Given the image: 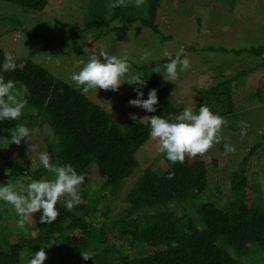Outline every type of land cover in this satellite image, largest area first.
Here are the masks:
<instances>
[{"label":"trees","instance_id":"trees-1","mask_svg":"<svg viewBox=\"0 0 264 264\" xmlns=\"http://www.w3.org/2000/svg\"><path fill=\"white\" fill-rule=\"evenodd\" d=\"M2 1L33 12L44 11L48 4V0ZM82 1L86 3L85 26L70 38L89 29L108 28L116 19L139 21L160 34L156 19L163 0H148L144 17L129 14L125 7L109 8L111 0ZM75 51L84 54L83 48L75 46ZM247 52L262 59L255 69L264 66V45ZM5 54L0 45V65ZM166 61L138 69L144 70V98H148L151 89L157 90L158 104L152 114L171 121L176 109L169 86L162 75L148 73ZM128 62L131 74L137 66ZM16 63V70L0 72L6 80L16 82L25 104L18 120L0 121V163L4 164L0 168V186L11 180L21 181L26 187L32 179L52 178L42 164L30 172L31 166L26 162L4 154L1 140L11 137L10 132L18 124L29 130L47 131L42 141L51 162L59 166L71 164L85 180L79 190L80 203L71 211L63 202L58 203L59 216L53 223L42 224L41 213L37 212L25 225L27 235L24 231L13 239L9 231L0 232V264H27L41 247L47 252L44 264H246V258L264 251V205L254 203L250 173L253 151L231 175L234 194L226 206L219 200L195 202L210 189L207 165L218 162L216 156L206 154L203 158H186L183 163L167 161L165 168L145 169L124 199L130 205L127 215L113 218L118 193L140 165L137 153L151 139L150 124L131 118L120 125L88 94L54 76L31 56ZM234 80L237 79L224 78L197 92L194 112L208 106L224 119L235 114ZM92 170L99 175L98 188L89 182ZM169 173H174V178L169 179ZM172 204L182 207L183 212H177ZM99 213L103 221L97 219ZM131 214L136 216L127 218ZM110 230L114 233L113 243L109 240ZM173 242L178 246L173 247ZM82 250L92 253V258L84 260Z\"/></svg>","mask_w":264,"mask_h":264},{"label":"rangeland","instance_id":"rangeland-1","mask_svg":"<svg viewBox=\"0 0 264 264\" xmlns=\"http://www.w3.org/2000/svg\"><path fill=\"white\" fill-rule=\"evenodd\" d=\"M147 1L141 7H135L134 2L129 0L125 8L129 14L144 17ZM85 6L82 0H48L44 11L33 12L0 0V45L6 53H12L16 61L31 56L54 76L75 87L71 75L79 71L78 62H86L93 53L99 56L101 50L120 58L127 56L128 61L137 66L129 75L143 77L144 70L138 69L140 66L162 62L169 55L175 58L176 53L184 49L181 58L186 56L189 59L190 68L178 70L176 82L166 81L176 115L188 107L194 111L197 92L224 78L237 79L233 81L235 114L225 118L227 123L221 130L220 143L207 153L216 156L218 161L216 165H207L208 188L211 190L198 196L195 202L219 200L223 206L228 205L234 194L230 187L231 175L245 156L253 151L250 159L253 200L257 205H264V66L255 69L262 59L247 52L252 47L264 45V0H163L156 19L160 34H155L139 21L129 23L116 19L108 28L89 29L70 38L85 26ZM75 46L83 48L84 54L77 53ZM239 50L246 52L239 54ZM145 52L150 56L141 60ZM168 62L156 66L163 71V65ZM152 71L153 68L148 73L162 75ZM238 74L243 75L236 78ZM136 88V85L125 82L118 91L100 89L90 91L88 95L104 107L117 123L124 125L133 114L138 120L154 116L152 112L129 104L130 100L139 98ZM243 125L247 126V135L242 138L240 132ZM46 134L47 131L34 128L30 130V140L24 138L17 145L10 143L11 137H7L1 140V147L5 155L24 161L29 166L33 160L36 168L41 165L39 153L45 152L42 139ZM225 143L234 146L235 152L225 155ZM137 157L140 165L118 193L119 197L113 205V218L127 215L130 205L124 199L138 175L148 167L165 168L169 161L157 152L152 139L138 151ZM3 166L1 162L0 168ZM91 174L89 182L98 188L99 175L96 170H92ZM13 185L19 191L24 184L19 181ZM171 207L179 213L183 212L178 205L172 204ZM135 216L131 214L127 218ZM17 217L10 205L0 201V232L9 231L14 235L13 239L21 237L24 230L17 226ZM97 219L103 221L104 217L99 213ZM113 234L110 230L109 240L112 243L115 240ZM118 245L121 246V242ZM245 261L246 264H264V251L253 253Z\"/></svg>","mask_w":264,"mask_h":264},{"label":"clouds","instance_id":"clouds-1","mask_svg":"<svg viewBox=\"0 0 264 264\" xmlns=\"http://www.w3.org/2000/svg\"><path fill=\"white\" fill-rule=\"evenodd\" d=\"M135 7H141L145 0H132ZM129 0H111L108 7H127ZM184 49H180L175 58L168 56L170 62L153 68V72L161 73L165 81L176 82L179 78V71H186L190 68L189 59L182 55ZM150 53L145 52L140 59L147 60ZM18 67L16 57L12 53H6L4 62L0 65V72H10ZM77 67L79 71L71 75L74 82L83 94L90 91H118L122 84L127 82L129 85H137L138 97L129 101L131 106L141 107L146 112H155L158 104V95L155 88L148 93V98L143 99L144 93L141 89L146 86V80L140 75H129L130 64L127 56L123 58L116 55H109L108 52L101 50L99 56L93 53L85 62L81 60ZM179 70V71H178ZM127 77V79H125ZM26 92L27 90L24 89ZM22 92L17 88L13 80H6L0 75V121L18 120L25 107L21 99ZM137 120V116H131ZM141 123L147 121L150 124V137L155 142V148L159 154H163L167 160L175 163H183L186 158H203L212 147L220 143L221 130L227 121L212 112L208 106H201L198 113L192 108H185L182 112L172 117V120L162 118L159 115L144 116L140 119ZM10 143L19 145L24 138L30 140V130L23 124H18L10 132ZM241 137L247 135V126L241 127ZM225 155L234 153L235 147L225 143ZM38 159L42 166L52 174L51 179H32L26 187L20 186L19 191L11 180L0 186V201L10 205L19 217L17 226L25 231L26 223L33 214L40 212V222L42 224L53 223L59 216L57 204L63 202L66 210L71 211L81 201L80 186L85 177L78 174L71 164L59 166L51 162L48 152L39 153ZM35 168L32 160L31 171ZM27 175V173L25 174ZM169 179L174 178V173H169ZM173 247L178 246L173 242ZM82 258L89 260L92 253L82 250ZM47 259L46 250L41 249L32 256L27 264H44Z\"/></svg>","mask_w":264,"mask_h":264}]
</instances>
